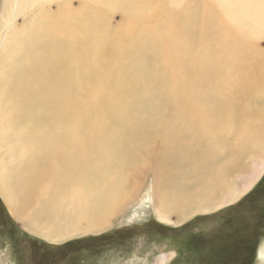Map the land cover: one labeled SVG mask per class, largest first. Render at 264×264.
Wrapping results in <instances>:
<instances>
[{
    "label": "bare ground",
    "instance_id": "bare-ground-1",
    "mask_svg": "<svg viewBox=\"0 0 264 264\" xmlns=\"http://www.w3.org/2000/svg\"><path fill=\"white\" fill-rule=\"evenodd\" d=\"M72 1L3 0L0 195L14 218L36 236L62 244L111 227L124 204L139 198L142 179L149 176L158 217L166 221L175 212L181 217L182 212L203 214L232 206L262 183L264 0H208L219 22L213 19L203 38L204 22L192 35V45L174 52L173 76L163 79L158 94L149 100L157 105L152 106L154 114L144 111L145 156L131 155V160L116 159L100 167L95 165L101 159L100 146L127 148L121 138L130 131L127 128L116 141L107 131L103 144L92 140H99L105 129L85 137L81 121L79 133L80 85L86 82L83 76L91 74L82 73L87 62L83 59L96 60L99 40L95 9L113 0H79L89 7L80 16H73ZM51 5L58 13L47 17L46 6ZM22 15L33 19L21 36L12 38ZM80 27H86L89 41L82 40ZM168 40L173 44L175 39ZM13 62L19 64L12 69L15 73L10 71ZM63 84H73L76 92L67 95ZM43 94L42 116L35 119L31 110L24 113V107H18L21 100L30 107L41 104ZM25 119L27 129L20 133ZM112 166L114 172L129 176L130 186H122L125 177H112ZM82 186L89 187L91 196ZM260 256L264 264V247ZM170 261L169 255H162L156 264Z\"/></svg>",
    "mask_w": 264,
    "mask_h": 264
},
{
    "label": "rangeland",
    "instance_id": "rangeland-1",
    "mask_svg": "<svg viewBox=\"0 0 264 264\" xmlns=\"http://www.w3.org/2000/svg\"><path fill=\"white\" fill-rule=\"evenodd\" d=\"M71 3L73 16L89 11V7L79 0ZM207 3L208 0H113L96 6L94 21L98 27L97 45L101 44V47L97 46L96 60L83 59V62H87L83 64L82 73L90 71L91 74L82 75L86 82H82L79 91L82 107V116L78 120L82 131L79 133L82 134L85 129L83 135L89 137L101 128L105 129L99 140H92L93 143L98 141L103 144L107 131L108 135L112 134L111 140L116 141L130 128L129 133L121 138L128 147L113 150L100 146L101 159L96 161V167L102 163L110 164L116 159L131 160V155L145 156L147 148L144 145L148 138L144 135V111L151 110V114H154L152 106L155 109L157 105H152L149 100L158 94L162 80L173 76L174 52L192 45V35L204 22L203 38L210 22L213 19L219 22L220 16L210 10ZM2 7L3 0H0V13ZM46 11H49V17L58 13V7L46 6ZM32 19L30 15L26 18L19 16L16 19L18 31L12 32V38L21 36ZM167 27L170 28L168 37ZM85 28L80 27L79 31L84 42L89 41L85 38ZM170 36L175 39L173 44L169 43ZM115 41H119L118 45ZM105 42L106 45L110 42L107 45L109 48ZM5 61L8 63L7 59ZM18 65L13 62L10 71L14 72L12 69ZM12 80H15L13 76ZM62 86L67 95L76 92L73 84ZM45 94L41 104L37 101V105L30 107L21 100L17 101L18 107H24V113L31 110L36 119L42 116L40 110ZM25 120L20 133L27 129L28 122ZM81 121L87 128L82 129ZM85 140L91 142V138ZM154 159L157 163V155H154ZM153 165H156L154 160ZM115 168L112 166V177L123 176L125 182L122 186H130L129 176L120 171L114 172ZM154 188L152 176L142 179L139 198L124 204L111 227L104 232L66 240L62 244L44 240L29 232L19 219L11 215L0 195V264H156L162 255L171 257L167 264L261 263L260 252L264 247V180L232 206L203 214L195 211L186 215L182 212L181 217L175 212L168 221L158 217L154 206ZM80 189L91 196L89 187L82 186ZM184 217L185 220H182ZM257 234L259 242L251 243L252 236ZM255 245L256 249L253 247Z\"/></svg>",
    "mask_w": 264,
    "mask_h": 264
},
{
    "label": "flooded vegetation",
    "instance_id": "flooded-vegetation-1",
    "mask_svg": "<svg viewBox=\"0 0 264 264\" xmlns=\"http://www.w3.org/2000/svg\"><path fill=\"white\" fill-rule=\"evenodd\" d=\"M259 234H257V235H254V236H252V239L250 240V242L252 243V242H259ZM255 249H256V247H257V245H255V246H253ZM224 253H225V251H224Z\"/></svg>",
    "mask_w": 264,
    "mask_h": 264
}]
</instances>
